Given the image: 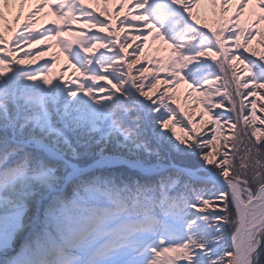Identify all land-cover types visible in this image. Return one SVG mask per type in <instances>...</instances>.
Returning <instances> with one entry per match:
<instances>
[{"label": "snow or ice", "instance_id": "obj_1", "mask_svg": "<svg viewBox=\"0 0 264 264\" xmlns=\"http://www.w3.org/2000/svg\"><path fill=\"white\" fill-rule=\"evenodd\" d=\"M200 2L119 0L102 19L86 0L26 16L29 0H0V264H264V0L215 28ZM53 37L79 78L54 75L58 54L25 64ZM180 84L207 123L175 103Z\"/></svg>", "mask_w": 264, "mask_h": 264}, {"label": "trees", "instance_id": "obj_2", "mask_svg": "<svg viewBox=\"0 0 264 264\" xmlns=\"http://www.w3.org/2000/svg\"><path fill=\"white\" fill-rule=\"evenodd\" d=\"M119 0L116 1V3ZM204 2H206L208 4V6L210 8L213 7V5L211 3L208 2V0H204ZM240 0H231V2L226 6L228 11L221 14L219 16L213 15V14H207V12H202L200 9H197L199 7V4L196 6V8L194 9V12L196 13L197 17L199 18L201 24H206L208 27L211 28H215L217 25V21L223 20L226 21L229 25V27H231V25L233 24V17H235V14L238 10V5H239ZM91 3L93 6H95L96 8H98V10L100 11V15H102L103 17L107 16L108 13V2H105V0H91ZM116 6H118V8H115L117 10V12H119V4ZM107 9V12H104L103 10ZM253 9V5H249L247 8L242 10L241 15L239 16V21L242 25L246 26V27H250L254 24L256 17L253 15L252 12ZM256 11L258 12L259 9L257 8ZM202 12V13H200ZM123 15V14H122ZM120 15V16H122ZM101 16V17H102ZM104 19V18H103ZM256 27H259L261 32H264V23H261L259 25H255ZM82 28H86V25L81 24ZM92 32H96L97 29H91ZM227 35V33H226ZM256 35V34H254ZM260 39L259 35H256V38L253 40V47L257 48V49H261L264 50V45H261L259 43H257V40ZM162 42L160 41H156V42H152L151 39L148 41L147 43V47H146V52L149 54V57H166L168 55L169 49H166L165 47H162ZM167 46V45H166ZM29 48V46H28ZM157 49H159V51H157ZM24 50H27L24 49ZM131 49H129L130 51ZM35 62L36 66L40 63H43L45 60L44 59H39L37 57L34 56V59L32 60ZM55 66L53 68V73L55 76L59 77L61 72H63V78L65 80L72 78V79H76L80 77V73L76 72L75 69H73L72 67H69V58L67 57L66 54H58V59L52 62ZM141 63L144 64V66H148L151 67L153 65L156 64L155 59L151 60V65L147 64L143 57L141 58ZM139 66V65H137ZM164 74L161 73V76H163ZM183 86H186L185 84H180L178 86H176L174 88V93H175V103L177 104H181L186 111H189L192 113L193 119L196 120L197 122H200L201 120L205 123H207L208 121V117L204 116V117H200L199 116V112L202 111L201 106H199L195 100V94L191 97H187V99H185L186 95H187V88H184ZM258 115H260V113L258 112ZM210 127V125H209Z\"/></svg>", "mask_w": 264, "mask_h": 264}, {"label": "rangeland", "instance_id": "obj_3", "mask_svg": "<svg viewBox=\"0 0 264 264\" xmlns=\"http://www.w3.org/2000/svg\"><path fill=\"white\" fill-rule=\"evenodd\" d=\"M91 1V0H90ZM89 0H87V3L89 5ZM110 1V2H109ZM114 0H108V13H107V16L106 17H103L102 16L101 18L103 19H107L113 12H117V10L113 7V9L111 8V6L114 4L113 2ZM112 2V5L110 6V3ZM91 3V2H90ZM227 5H225L226 7ZM35 6L34 5H30V4H27L25 6V9H24V16H26L30 11H32V9L34 8ZM90 8V6H89ZM94 8L96 9V11L98 13H100V11L98 10V8H96L94 6ZM91 9V8H90ZM197 9H200L202 12H207V14H213V15H216V16H219L221 11H220V6L219 4H216V5H213L212 8H210L208 6V4L206 2H204V0H201L200 4H199V7ZM200 12V13H202ZM123 13H121L120 15H122ZM122 16H120V18H122ZM36 20L37 22L33 25V27L37 30H43L45 27L47 26H53L52 25V21L56 20V17L53 15V12H52V9L48 8V7H45L44 10L42 12H40L38 14V16L36 17ZM23 23V16H22V19H21V24ZM59 23L62 25L63 20H60ZM64 25V24H63ZM19 25H17L15 27L14 30H18L19 29ZM72 28L75 30V29H79V28H82L81 27V23L80 22H74L72 24ZM5 37L8 39V40H12L13 39V35L14 33L13 32H8V31H5L4 33ZM73 38V35L71 33L68 32L67 29H65L62 33H61V36H60V39H65V40H68V39H72ZM45 44H50L52 45L51 47H48L46 48L43 53L41 55H34L35 57L39 58V59H44L45 61L46 60H51V57L53 54H65L61 51L59 45L57 44V38L56 37H53V39L51 40H48V41H42L41 44H33V45H30L29 48L33 51V53L35 54L36 52H38L42 47L43 45ZM162 47H165L166 49H168V46L166 45H162ZM53 62V61H52ZM25 64H31V65H35V62L34 61H25ZM184 88H187L186 86H183Z\"/></svg>", "mask_w": 264, "mask_h": 264}, {"label": "bare ground", "instance_id": "obj_4", "mask_svg": "<svg viewBox=\"0 0 264 264\" xmlns=\"http://www.w3.org/2000/svg\"><path fill=\"white\" fill-rule=\"evenodd\" d=\"M90 1V0H89ZM116 1L117 0H114L113 2H114V4H113V7L114 8H118V6H116V4L118 5L119 4V1L116 3ZM36 2H37V0H29V3L28 4H30V5H36ZM86 2H87V0H86Z\"/></svg>", "mask_w": 264, "mask_h": 264}]
</instances>
